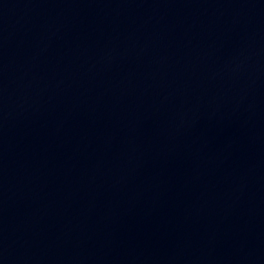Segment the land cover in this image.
<instances>
[{
    "label": "water",
    "instance_id": "95a60500",
    "mask_svg": "<svg viewBox=\"0 0 264 264\" xmlns=\"http://www.w3.org/2000/svg\"><path fill=\"white\" fill-rule=\"evenodd\" d=\"M0 264H264V0H0Z\"/></svg>",
    "mask_w": 264,
    "mask_h": 264
}]
</instances>
